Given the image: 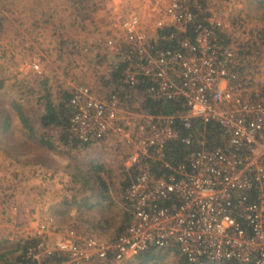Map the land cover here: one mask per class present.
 Masks as SVG:
<instances>
[{"label": "built area", "instance_id": "built-area-1", "mask_svg": "<svg viewBox=\"0 0 264 264\" xmlns=\"http://www.w3.org/2000/svg\"><path fill=\"white\" fill-rule=\"evenodd\" d=\"M140 7L128 6L105 41L119 88L101 96L80 85L69 101L71 140L94 146L115 136L127 149L129 222L112 243L79 238L52 252L39 242L26 256L37 264L88 256L126 264L156 250L188 264H264V40L230 39L200 0ZM148 103L176 108L150 114ZM207 125L219 128L222 145L208 147ZM170 142L186 153L177 167L166 161Z\"/></svg>", "mask_w": 264, "mask_h": 264}, {"label": "rangeland", "instance_id": "rangeland-1", "mask_svg": "<svg viewBox=\"0 0 264 264\" xmlns=\"http://www.w3.org/2000/svg\"><path fill=\"white\" fill-rule=\"evenodd\" d=\"M200 2L221 16L223 32L230 39L243 43L251 38L246 43L251 45L256 36L264 40V0ZM142 4L144 0H0V210L6 209L9 225L23 207L36 213L34 220L20 216L17 225L27 229L8 233V241L0 243V251H5L1 264H37L26 253L39 242L52 252L79 238L112 243L127 226L129 214L123 202L129 180L124 168L127 149L115 136L84 147L70 139L69 129V144L63 145L60 131L43 128L41 118L48 96L59 103L62 92L71 94L80 85L101 96L119 88L105 84L114 61L105 41L118 31L115 26L119 27L128 6L142 11ZM260 63L263 75L264 60ZM16 106L33 128V137L21 124ZM4 122L7 127H2ZM41 137L55 149L42 145ZM93 167L101 170L95 173ZM49 184L58 185L56 192L62 203L67 200L62 205L70 215L60 213L61 199L47 211L53 198ZM52 213L59 216H49ZM54 255V260L64 262L63 255ZM183 262L177 252L168 251L147 264ZM65 264L105 262L88 256L69 258Z\"/></svg>", "mask_w": 264, "mask_h": 264}, {"label": "trees", "instance_id": "trees-1", "mask_svg": "<svg viewBox=\"0 0 264 264\" xmlns=\"http://www.w3.org/2000/svg\"><path fill=\"white\" fill-rule=\"evenodd\" d=\"M163 45H164V48L171 47L170 45L166 43H163ZM163 45L161 46L163 47ZM105 58L106 57H104L102 61H104ZM111 64H112V68H111L112 71H111L109 78H107L105 84L108 86L112 85L114 87H117L120 81V70H118L119 66L116 64H113V62ZM0 87H1V82H0ZM70 98H71V94L68 92L61 93V97H60L61 101L59 103H52L49 96L46 97L45 102H44V113L41 118V125L43 128L47 129L50 127H56L60 131V134H61L60 141L62 142L63 145L69 144L68 129H69V119L72 114V108L70 107V104H69ZM16 107H17V111L18 110L20 111L19 116H20L21 124L26 129V131L30 134V136L33 137L34 135L33 128L28 125L27 119L25 118V116L23 115V113L21 112L19 108L20 106L19 107L16 106ZM175 108L176 107L171 103H168V104L148 103L147 104V112L150 114H172L175 111ZM3 126L7 127V123L4 122ZM205 132H206L207 140L209 143L208 147L222 145L224 140L222 138L221 131L216 125H207L205 127ZM181 133L182 134L184 133L182 129H181ZM40 143L46 146L50 150L55 149L54 145L50 143V140L44 137L40 138ZM73 143H74L73 145L76 146L77 143L76 142H73ZM82 146L85 147V145H82ZM165 153H166V161L168 163H171L173 167H177L178 165H181L182 160L186 155L182 144H180L179 142L168 143V145L166 146ZM155 166L156 167L153 170V172L156 176L161 175L163 172L165 173V170L162 169L160 162H157ZM92 169L95 173L101 170V168L99 167H93ZM96 179L98 180L99 183H101V179L99 177H96ZM101 185L105 187L103 183H101ZM151 253H152V256L150 255L149 252L140 254L132 259L133 262L130 261L129 263L127 262L126 264H134V263L135 264L137 263L147 264V262L153 261V260L157 262L162 256L166 254V252L156 251V250H152ZM59 261H60V258H59ZM202 262L205 263L208 261L204 260ZM183 264H188V263L183 262ZM223 264H234V263L227 262Z\"/></svg>", "mask_w": 264, "mask_h": 264}, {"label": "crops", "instance_id": "crops-1", "mask_svg": "<svg viewBox=\"0 0 264 264\" xmlns=\"http://www.w3.org/2000/svg\"><path fill=\"white\" fill-rule=\"evenodd\" d=\"M102 38V37H101ZM79 42H82V37L80 38V40H79ZM113 59V58H112ZM111 68H112V64H111ZM110 68V69H111ZM2 127H3V125H2ZM1 135H6L5 134V131H3L2 132V134ZM48 186V188L47 189H49L50 190V193H49V196L50 195H52V199H51V204H48V206H47V211H48V209H49V207H54V208H56L55 206L56 205H58V203H59V200L61 199V210H60V213L61 214H68V215H70L69 213H68V211H66V207H64L62 204L64 203V204H66L67 203V200H64V202L62 203V198H60L59 196H58V192H56L57 191V187H58V185H56V184H49V185H47ZM51 205V206H50ZM29 208L30 207H28V208H26V207H23L22 208V212L19 214V216H17L16 217V219L14 218L13 219V222H10V224L11 225H9V224H6V219H5V217H4V215L7 213V211H6V209H4V210H2V212H1V210H0V243L1 242H4V241H8L7 239H9V237H8V233H12V234H14V232L15 231H20V230H26L27 229V227H25L26 225H22V226H18L17 224L19 223V221H20V216H23V217H26L28 220H34L35 218H36V213L35 212H31V211H29ZM61 214H60V216H61ZM54 216V217H58L59 216V213H56V214H49V216ZM70 218V217H69ZM23 220H26V219H23ZM30 224V223H29ZM33 226V225H32ZM31 226V227H32ZM32 229V228H31ZM5 237V238H4ZM5 239V240H4ZM10 239H11V237H10ZM5 252V251H4ZM4 252H2V251H0V257H2L3 258V253ZM2 258H0V260L2 259ZM0 264H1V262H0Z\"/></svg>", "mask_w": 264, "mask_h": 264}]
</instances>
